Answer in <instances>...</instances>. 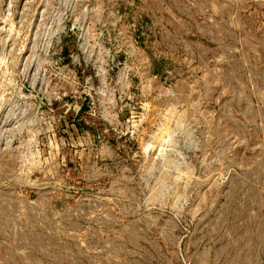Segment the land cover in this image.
I'll return each instance as SVG.
<instances>
[{"label":"rangeland","instance_id":"obj_1","mask_svg":"<svg viewBox=\"0 0 264 264\" xmlns=\"http://www.w3.org/2000/svg\"><path fill=\"white\" fill-rule=\"evenodd\" d=\"M0 264H264V0H0Z\"/></svg>","mask_w":264,"mask_h":264}]
</instances>
